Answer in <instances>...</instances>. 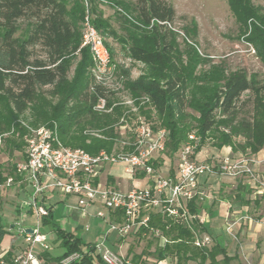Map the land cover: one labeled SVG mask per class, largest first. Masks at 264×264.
<instances>
[{
  "label": "trees",
  "instance_id": "trees-1",
  "mask_svg": "<svg viewBox=\"0 0 264 264\" xmlns=\"http://www.w3.org/2000/svg\"><path fill=\"white\" fill-rule=\"evenodd\" d=\"M227 1L243 27L242 34L247 33L251 26L246 39L254 45L264 63V16L249 0ZM93 2L89 0L95 15L92 23L105 37L112 61L116 48L110 39L120 45L125 56L146 66L136 77L132 75V65L120 64L119 68L130 91L148 97L166 126L169 134L164 154L178 155L193 130L200 136L195 156L208 140H212V146L217 149L230 146L233 152L251 155L264 148V78L258 74L249 75L242 69L226 74L216 66L202 76L194 75L195 63L184 64L175 34L168 28L176 13L167 0L134 1L132 10L136 16L128 20L133 33L129 38L121 39L110 24L94 12ZM118 4L123 5L124 2L121 0ZM84 13L83 0H0V134L11 128L25 134L26 129L19 119L32 109L34 122L48 121L49 126L56 125L65 145L83 148L91 154L104 148L110 151L109 141L84 134L86 127L102 128L112 120L111 116H102L93 110L99 97L105 93L103 85L87 74L93 60L89 48L81 47ZM20 20L28 23L21 37L16 36ZM190 47L192 54L189 52V56L195 61L198 53ZM75 61L71 78L70 71ZM246 91L251 93L252 114L248 119L238 120L241 98ZM55 98L57 102L53 104ZM190 109L199 116H193ZM101 133L110 135L112 130L104 129ZM238 137L243 140L238 141ZM5 143L10 154L23 148L21 140L11 137L5 138ZM163 163L164 158L161 157L154 161V166L159 168ZM15 168L16 164L5 172L0 165V185L8 176H16ZM139 176L144 177L145 174L140 173ZM237 196L243 203H251L239 194ZM188 206L192 214L198 212V194ZM49 208V216L43 218L44 230L55 233L63 252L57 256H52L49 250L40 252L41 264H63L66 256L77 251L82 252V257L69 264H103L99 258L96 261L93 257L95 242H85L81 236L63 229L53 218L54 207ZM117 214L121 221V214ZM149 216L148 226L139 230L158 229L167 239L163 246L150 252L158 260L169 259L172 264H189L190 261L231 264L234 256L229 255L227 248L220 243L203 246L194 243L196 232L200 236L203 230L198 219L189 226L180 218L160 211H151ZM7 225L11 226L5 224L0 215V245L9 233ZM0 264H17L13 249L0 255Z\"/></svg>",
  "mask_w": 264,
  "mask_h": 264
},
{
  "label": "built area",
  "instance_id": "built-area-1",
  "mask_svg": "<svg viewBox=\"0 0 264 264\" xmlns=\"http://www.w3.org/2000/svg\"><path fill=\"white\" fill-rule=\"evenodd\" d=\"M90 50L93 64L90 67L94 81L107 86L115 70L110 48L105 37L92 23L89 12L83 22L81 47ZM148 98V97H147ZM105 98L99 97L96 109L105 108ZM25 127V150L23 157L16 163V176L7 177L4 185H17L25 195L21 206V219L13 224L22 236L25 247L14 254L17 264H41L38 254L51 248L53 231L44 230L43 218L50 214L53 199L74 196L76 204L71 205L80 214H87L95 207V215L104 221L105 233L116 232L120 236L137 232L142 226H148L151 211H160L173 218H180L191 226L197 218L192 214L188 203L197 195V187L203 176L215 170L232 177L249 176L257 184V193L264 195V179L255 175V160L247 155L238 157L226 155L217 157L209 163L195 157L198 144L196 135L189 134V140L178 152V172L175 176L163 174L160 167L154 166L166 150L168 130L154 129L145 122L137 125L134 148L132 151L102 149L91 154L83 148L65 145L57 131V126H31L22 122ZM14 132V128L12 129ZM10 132L0 134V148ZM106 166H124L132 176L144 173L151 177V183L143 187L133 186L128 190L101 180V173ZM259 183V184H258ZM59 202V201H58ZM111 213H120L121 221H111ZM33 216L34 221L27 224ZM88 226L85 230H88ZM32 229V231H28ZM158 231V230H157ZM211 237L198 236L194 243L203 246L211 243ZM167 239L163 236L162 243ZM94 259L103 264H127V259L104 245V239L95 243ZM86 252V249L84 250ZM82 257L77 251L63 260V264Z\"/></svg>",
  "mask_w": 264,
  "mask_h": 264
},
{
  "label": "rangeland",
  "instance_id": "rangeland-1",
  "mask_svg": "<svg viewBox=\"0 0 264 264\" xmlns=\"http://www.w3.org/2000/svg\"><path fill=\"white\" fill-rule=\"evenodd\" d=\"M122 1L124 2L123 5H117V2L119 3L121 0H94L93 2L94 12L110 24V28L114 30L116 36L120 39L129 38L133 33V27L128 20L134 19L136 16V13L132 10L133 2L136 0ZM167 1L174 7L176 13L173 23L169 24L168 28L175 34L177 48L181 52L184 64L190 65L192 62L195 63L193 68L194 75L197 77L202 76L204 72L212 71L213 67L216 66L221 68L226 74L242 69L249 75L258 74L260 78H264V63L257 55L254 45L246 39V36L251 32V26L247 33L242 34L243 27L236 20L227 0ZM249 1L258 12L264 16V0ZM83 3L85 7L84 17L87 12H91L90 15L94 19L95 15H93L89 0H83ZM84 17L81 21L82 32ZM250 21L251 20H249V23ZM18 25L19 30L16 33V36L21 37L25 34L28 23L24 20H20ZM110 42H112L116 48V55L113 58L115 70L107 86H103L105 93L103 96L105 98V108L96 109V102L93 110L99 115L111 116L112 120L102 128L88 126L84 129V134L109 141L111 143L110 150L132 151L134 148L136 128L140 122H145L154 129L166 128V126L162 124V119L155 106L146 96L140 93L135 94L130 91L127 80L124 78L119 68L120 64H124L125 66L132 65V75L136 77L145 70L146 66L140 61L125 56L124 52L120 49V45L113 39H110ZM190 46L194 47L198 53V56L195 58L193 57L195 61L191 59V55L189 56V52H191ZM78 60L79 59H77V61ZM77 61H75L71 67V78L74 76ZM87 74L90 76V68L88 69ZM244 100L245 102H243ZM52 102L55 104L57 98L53 99ZM252 107L251 93L246 91L241 98V103L238 109V120L241 118H250ZM189 112H191L193 116H199L198 113L191 109ZM34 119L35 113H33L32 109H28L19 120L21 125L22 122L35 127L48 125V121L36 123L34 122ZM104 129L112 130V133L110 135L102 134L101 132ZM225 130L227 131V129ZM7 132L10 133L6 138L11 137L16 141L21 140L23 142V148L21 150H15L13 154L8 152V144L6 143L0 148V165H2L5 172H8L12 168V165H15L22 159L25 150V134L21 135L19 132L15 131L14 133L12 132V128ZM190 134H194L198 140L200 139V136L195 130L191 131ZM237 140L242 141L243 138L238 137ZM202 149L207 152V159H205V161L209 163L216 161L217 157L223 158L226 156L220 154V156L216 157L214 151L217 149L212 146V140H208ZM262 150H264V148ZM245 154H249L247 156L255 160L253 165L255 175L264 179V159L259 158L256 154L251 155L250 153L243 152H239V155L234 157ZM162 157L164 158V163L161 169V171L163 170V174L168 173L167 170H175L178 167L177 154L172 156L163 154ZM117 167L118 169H121V166ZM206 176L209 178L211 177L212 181L213 179L215 180L210 183L214 186L224 183L225 180H227L226 177H232L221 174L218 170H215L214 173ZM244 176L246 175L236 178H243ZM246 179L251 178L247 176ZM214 190H217V188ZM59 198L60 196L56 195L53 199V203H55L53 218L66 231L74 232L78 236H81L83 241L95 242L96 237L102 232L105 226L104 221L97 217L94 211L87 214H80L77 210L70 207V204H76V198L74 196L69 195L61 197L62 200L58 202ZM25 200L23 191H21L20 187L17 185H0V215L5 224L12 225L21 219V206ZM251 208L256 207L252 206ZM256 213V210L251 209L248 212L249 219L247 220H252L254 222L259 221ZM31 221H34L33 216H30L26 223L30 224ZM229 223V233L234 237L235 245H229L228 243L227 247H229L232 254L235 253L237 256H240V260L235 264H249V258H245L246 253L250 250L258 252V249H260L263 244H261V241L256 242L250 237L248 238L247 236L242 235L240 231L236 232V229L233 228L234 221H229ZM86 226L89 227L88 230H85ZM242 227H245V224H243ZM7 230H9V233L4 236V240L0 245V255L5 254L6 251L10 249H13L14 254H17L25 247L23 238L16 230V226L8 227L7 225ZM157 230L158 229L149 228L148 230H139L128 235L132 237L134 248H141L147 252L153 253L156 247L164 245L162 243V237L164 236L166 238L162 232ZM56 238L57 236L55 233H52L51 239H49L51 242L49 253L52 256L60 255L63 252V247L60 246L59 241ZM253 243H256L258 249H253ZM44 264L48 263L45 262Z\"/></svg>",
  "mask_w": 264,
  "mask_h": 264
},
{
  "label": "crops",
  "instance_id": "crops-1",
  "mask_svg": "<svg viewBox=\"0 0 264 264\" xmlns=\"http://www.w3.org/2000/svg\"><path fill=\"white\" fill-rule=\"evenodd\" d=\"M216 151H214L216 156H220V154H228L231 156L239 155V152H233L230 146H224ZM206 155L207 152L202 149L196 154V159L205 161L207 159ZM257 155L259 158L264 159V150L258 152ZM162 166H160V169H162ZM167 171V175L175 176L178 172V167L175 170ZM139 174L136 173L132 176L131 173L126 171L124 166H121V169H118L117 166H106L101 173V180L105 183H111L122 190H128L133 186L143 187L151 183V177L146 175L141 177ZM246 178L247 176L243 178L226 177L227 180L224 183L216 186L210 184L215 181L214 179L212 181L211 177L203 176L201 178L197 187L200 208L196 213V219L202 224L203 230L199 235H209L212 244L218 242L226 247L229 255L234 256L231 264L238 263L240 256H237L235 253L232 254L229 247H227L228 243L229 245L234 244V237L231 236L228 229L229 221H234L233 228L236 229V232L240 231L242 235L248 238L250 237L256 242L261 241V244H263L260 249L257 248L256 243L252 244L253 249H258L259 251L253 252L250 250L246 253L245 258H249V264L254 262H256L254 264H264V195L257 193V184L253 179ZM215 188L217 190H214ZM237 194L250 200L251 203H243L242 200L238 199ZM256 199L257 201H255ZM61 200L62 198H59L58 201ZM252 206L256 208H251ZM94 209L95 207L89 213L94 211ZM251 209L257 211L256 215L259 221L247 220L249 219L248 212ZM109 218L111 221H119L120 216L117 213H111ZM243 224H245V227H242ZM105 231L106 226H104L102 232L96 237L95 243L98 240L104 239V245L114 252L123 255L127 259L128 264H172L169 262V259L158 260L152 253L141 248H134V242L130 235L120 236L113 231L106 234ZM189 264L197 263L190 261Z\"/></svg>",
  "mask_w": 264,
  "mask_h": 264
},
{
  "label": "water",
  "instance_id": "water-1",
  "mask_svg": "<svg viewBox=\"0 0 264 264\" xmlns=\"http://www.w3.org/2000/svg\"><path fill=\"white\" fill-rule=\"evenodd\" d=\"M12 226H13V224H12ZM28 231H32V229H28Z\"/></svg>",
  "mask_w": 264,
  "mask_h": 264
}]
</instances>
